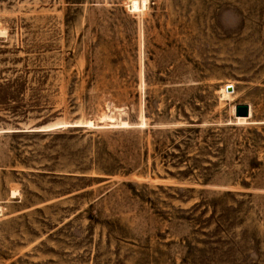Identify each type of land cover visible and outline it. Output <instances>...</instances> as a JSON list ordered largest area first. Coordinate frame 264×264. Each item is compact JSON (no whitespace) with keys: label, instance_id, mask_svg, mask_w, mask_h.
Instances as JSON below:
<instances>
[{"label":"rangeland","instance_id":"obj_1","mask_svg":"<svg viewBox=\"0 0 264 264\" xmlns=\"http://www.w3.org/2000/svg\"><path fill=\"white\" fill-rule=\"evenodd\" d=\"M141 1L0 0V264H264V0Z\"/></svg>","mask_w":264,"mask_h":264},{"label":"bare ground","instance_id":"obj_2","mask_svg":"<svg viewBox=\"0 0 264 264\" xmlns=\"http://www.w3.org/2000/svg\"><path fill=\"white\" fill-rule=\"evenodd\" d=\"M141 6H142V8H144V7L146 6V1L142 0V1H141ZM228 87H229L230 89H228V91H227V88H228ZM228 87H223V88L221 89V94H222L223 97H226V98H227V97L230 96V94H231L230 90H231L232 84H229ZM233 112H234V111H233ZM249 112H250V115H249V117H250V116H251L250 108H249ZM249 117H236V121H235V122H238V123H245V122L248 121ZM104 118L106 119V118H107V115L104 116ZM105 119H104V120H105Z\"/></svg>","mask_w":264,"mask_h":264},{"label":"water","instance_id":"obj_3","mask_svg":"<svg viewBox=\"0 0 264 264\" xmlns=\"http://www.w3.org/2000/svg\"><path fill=\"white\" fill-rule=\"evenodd\" d=\"M227 89H230L229 87ZM235 117H249V106L247 105H237L234 109Z\"/></svg>","mask_w":264,"mask_h":264}]
</instances>
